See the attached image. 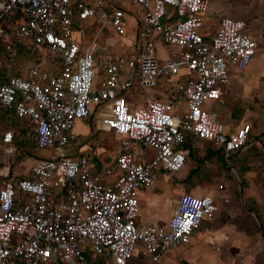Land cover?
Segmentation results:
<instances>
[{"label":"built area","instance_id":"obj_1","mask_svg":"<svg viewBox=\"0 0 264 264\" xmlns=\"http://www.w3.org/2000/svg\"><path fill=\"white\" fill-rule=\"evenodd\" d=\"M206 8V0H0L6 66L17 57L12 41L39 55L0 83V107L26 121L36 148L47 152L28 177L2 182L0 264H95L100 257L132 264L136 256L157 263L211 223L218 202L229 204L219 184L215 195L182 193L162 226L137 222L138 192L151 188L158 172L180 173L188 148L205 142L226 159L251 144L249 124L227 133L207 106L221 100L228 68L243 70L264 47V28L252 33L243 20L224 16L207 38ZM92 26L98 30L85 41ZM103 30L117 38L118 55L96 44ZM155 41L170 50L164 60L154 55ZM158 83L173 94L169 101L148 98L137 107L124 99L133 86ZM93 110L96 131L120 138L109 186L85 156L69 155L70 128ZM12 141L5 131L1 145Z\"/></svg>","mask_w":264,"mask_h":264},{"label":"crops","instance_id":"obj_2","mask_svg":"<svg viewBox=\"0 0 264 264\" xmlns=\"http://www.w3.org/2000/svg\"><path fill=\"white\" fill-rule=\"evenodd\" d=\"M206 2H207V8L206 11L201 14V17L203 22L202 30H204V34L206 35L207 38H209L214 33L219 19L224 16L233 19L243 20V21H250L251 25L248 26L250 28V32L252 33H255L258 30L264 28V0H206ZM130 9L131 11L133 9L132 12L135 11L133 7ZM127 19L129 20V23H131L132 19L130 18ZM132 35H133L132 30L126 32L125 38L127 42L128 39L132 38ZM105 42L107 43L108 46H111L112 48H114L115 46L119 47L120 45V43L117 42V38L115 36L113 38V41L105 40ZM263 48L264 47L258 48L255 52V55L257 54L255 56V59L257 61H259L260 57H263V61H260L259 65H257V72L255 74L243 73L246 68L240 71L231 67L228 68V79H227V83L222 87L221 100L215 102L216 104L214 106V113L213 112L211 113L216 115V116L214 115V118L220 124H222L225 132L227 133L233 132L241 123L249 124L247 123L246 120H251L252 124H249L250 132L256 131L257 134L253 135L256 137H253L252 134L249 137V139L251 140L250 145H254L256 148H259L264 155V111L261 108V105L264 104V54H263L264 51L263 52L260 51ZM169 51H170L169 48L164 47L159 41L154 42V55L158 60H164L167 57V54H169ZM256 64L258 63L256 62ZM149 91H151L152 94L144 98L141 104L134 101L133 98L135 96H141L145 92H149ZM125 96H126V102L131 103L134 106L141 107L144 105L145 100L148 98H156L161 101H169L173 97V94L169 92L168 87L162 86L158 83L149 90H137V87L133 86L132 90H130ZM207 107L209 111H212L210 110L209 106ZM0 109L2 111L6 110L1 107ZM95 111L96 110H93L92 114L89 116L87 120L78 121V123L85 124L86 127L85 135L89 133V128L86 124L87 121L88 123H91L94 132L109 133L100 130L96 131L97 126H96ZM216 117L222 118L221 121L218 120ZM28 127L30 129V132L32 133L31 127L30 126ZM5 131H11L13 134V141L9 148L12 147L14 149V152L8 155L11 156L16 151V148L13 146L14 138L18 137L19 134L18 132H14L11 129H5L2 131L0 135V143H1V136ZM69 134H72L74 136L73 133L69 132ZM257 136L259 137L257 138ZM115 137L118 138V145H117L118 148L120 143V138L117 136ZM32 140H33V133H32ZM74 141H75V136L73 142ZM5 147L2 146V148ZM84 147L85 146L81 147L80 149L78 148L74 149L72 147V150L70 151L69 155L70 156L83 155L89 160L90 163L96 165L95 158L91 159L92 160L91 161L88 156V152H85ZM190 148H195V147H190ZM34 149L39 150L36 148V146L34 147ZM139 149L141 148L139 147ZM146 149L147 148L143 149L144 159L149 160L152 157L151 155L152 151L151 153H148ZM1 151L3 152L2 149ZM2 154L5 155V153ZM114 156L112 157V161H110L111 164L110 168L113 166L112 162ZM43 158L44 157H40L38 160H41ZM33 159L31 161H28L26 164L28 165V169L25 176H21V177L17 176L16 179L28 177L32 166L37 161ZM23 165L24 164H22V166ZM22 166H19L18 169ZM250 172L252 173V170L244 174L250 175ZM114 173L116 174V172ZM184 175L185 172L181 176L183 177ZM262 175H264V168L263 170L260 169V178ZM7 179L8 178L6 176L4 178H0V187L2 186V182ZM112 179L110 181H107L105 184L109 186ZM146 190L150 191V188ZM141 191L142 190H140L137 194L138 204L140 202V198L142 197ZM188 193L197 196L193 193V191H190ZM260 193H263L262 198ZM180 195L181 194H179L178 197ZM227 197H229V204H230L231 195L227 193ZM263 197H264V188L259 187L256 178L251 179L248 186L247 200L254 207L260 208V206L264 205ZM148 203L155 205L157 203L156 198L152 197L151 199H149ZM229 204L225 206H221L219 202L217 203L219 209L214 216V220L209 224H203L208 226L210 224L212 225V227L208 229L209 233L208 231L207 233L204 232L202 234L197 232L193 235L196 237L198 235L200 236L206 234L202 239L204 241L202 251L201 250L198 251L195 249L189 250V248L185 249L189 245L188 244L185 247H179L174 249L176 251H179L178 262L174 261L170 257L164 256V258L162 257L163 259L161 264H264V230L262 229V227H260L257 217L252 212H249L246 206L244 212L246 213L247 217H240V212H239L240 209L238 210L235 205L232 204L229 205ZM173 209L174 208L171 209L170 216L172 214ZM223 210H225L224 219L223 216L220 215L222 214L221 211ZM261 217L263 219L262 221L264 228V210L262 211ZM215 220L216 223L214 222ZM167 221L168 220L161 219L157 212H153L148 216L143 215L141 216V218L139 215L137 217V222H141L145 224H154L157 226H162ZM192 237L190 238V240L192 239ZM133 259L134 261H136V259H140V262L136 264H142V263L150 264L148 261L138 258V256L133 257L132 260ZM132 260L131 263L134 264ZM94 262L95 264H110L107 258L103 259L101 257L96 258Z\"/></svg>","mask_w":264,"mask_h":264},{"label":"rangeland","instance_id":"obj_3","mask_svg":"<svg viewBox=\"0 0 264 264\" xmlns=\"http://www.w3.org/2000/svg\"><path fill=\"white\" fill-rule=\"evenodd\" d=\"M244 22L247 24V26L251 25L250 21H244ZM132 29H133V25H131L130 23V25L127 28V31H131ZM97 30L98 28L96 26H92L90 29L86 30L84 32V40L91 41L93 35L97 32ZM202 33L204 34V30H202ZM113 38L114 36L110 31L103 30L101 35L98 38H96L95 42L98 45L106 47L108 50L111 51L109 52L115 56L119 54L121 48L117 46H115L114 48H109L106 46L107 43L105 42V40L113 41ZM260 51L263 52L264 48L261 49ZM48 55L49 54L47 52L43 51L42 56L46 58ZM255 56L252 58L253 60L251 59V61L249 62L243 73L255 74L257 72V65H259L260 61H263V57H260L259 61H257L255 59ZM256 62L258 64H256ZM21 63L22 62H18V66L15 67L18 70L19 75L22 74L23 70L27 65V64L22 65ZM99 80H100V75L99 78L94 81L95 86H98ZM151 94H152L151 91L145 92L141 96H135L133 99L135 102L141 104L142 100ZM124 99L126 100V96H124ZM215 104H216L215 102L209 104V108L210 110H212L211 112L213 113H214ZM261 108L264 111V104L261 105ZM216 118L220 121L222 119L220 117L219 118L216 117ZM246 121L247 123L252 124L251 120H246ZM86 124L89 128V133H87L86 135H85L86 127L84 123L76 122L74 126L69 130V132L73 133L75 136V141L73 142L72 147L74 149L77 148L80 149L81 147L85 146L84 147L85 152H88V156L90 160L94 158L96 160V166L94 167V171L98 172L102 176V179L105 182L110 181L116 175L114 172H112L111 174H107V171L110 170V165H111L110 161H112V157L116 154L118 138H116L111 133L94 132L91 123H88L87 121ZM5 129H11L13 131L21 130L19 136L14 138L13 146L16 148V151L13 155L8 156L6 154L5 155L2 154L3 153L1 151L2 146L0 143V178H4L6 176L8 179L11 178L16 179L17 176L19 177L25 176L28 169V165H26L28 161H31L33 158H34L33 160H38L40 157H45L47 155V152L34 149L32 142V133L30 132L27 122L21 121L18 123L10 116V114L4 113V111L0 109V135L2 131ZM251 134L253 136L256 135L257 132L256 131L250 132L249 137L251 136ZM10 146L11 145H8L6 147H10ZM207 148L208 147H206V145L202 143L197 145L194 150L189 148L191 154L194 155L196 159L198 158L200 163L198 162L196 163V160H194V158L187 157V160L185 161V168H183V170L180 173H178L177 176L168 177L161 172L157 173L156 181L150 188V191L148 190L141 191L142 197L140 198L139 209H138V215L140 216V218L143 215L148 216L153 212H157L161 219L168 220L171 213V209L174 208L179 194L193 191V193L197 196L203 194L214 195L215 188L218 184H224L227 189V192L231 195V202L229 205L231 204L235 205L238 210L240 209L239 211L240 217H247L246 213L244 212L245 211L244 190L246 189L245 192L247 195L250 180L253 178L257 179V184L259 185V187L264 188V175H262L260 178V169L263 170L264 161L263 160L261 162L254 161L251 158L250 154H248L249 150H247L244 153H241V155L238 154L236 157L233 158L231 157L229 159L231 160V164L229 165L232 171L234 172L233 173L226 168L225 158H221L215 153H212V155H210L209 150ZM146 150L148 153H151L150 149H146ZM22 164L24 165L22 166ZM247 165H250L252 168V173L250 172V175L243 173V169L246 168ZM19 166H22L23 168L20 167L18 169ZM193 168H195L196 173H194L189 178L181 180L183 178L181 175L184 172L186 174L189 169L191 170ZM260 195L262 198L263 193H260ZM152 197L156 198L157 203L155 205L148 203L149 199H151ZM224 211L225 210L221 211L222 214H220L223 216V219L225 217ZM214 222L216 223V220ZM262 226H263V221H262ZM262 226L260 224V227ZM211 227H212L211 224L209 226L203 225L197 230V232H199L200 234L204 232L207 233L208 229ZM205 235L206 234L200 236L198 235L196 237L193 236L192 239L190 240L189 245L185 249L189 248V250L195 249L198 251L199 250L202 251L204 245V241L202 239ZM178 253L179 251L174 250L163 254L162 257L163 258L164 256L170 257L174 261L178 262L179 260ZM162 257L157 263H151L148 258H143V259L148 261L150 264H161L163 259ZM132 261L134 264H136L140 262V259H136V261H134L133 259Z\"/></svg>","mask_w":264,"mask_h":264},{"label":"trees","instance_id":"obj_4","mask_svg":"<svg viewBox=\"0 0 264 264\" xmlns=\"http://www.w3.org/2000/svg\"><path fill=\"white\" fill-rule=\"evenodd\" d=\"M13 22H16V20H13ZM12 22V23H13ZM12 45L13 47L15 48L16 50V53H17V57H16V60H15V63L14 65H11V66H6L7 64V60H6V55H5V52H4V49H3V45L2 43L0 42V83L4 82L7 78L9 77H13V76H19V72L18 70L15 68L18 66V62H22L21 64L24 65V64H27L28 62H32V63H35L37 62V59H38V52L37 50L35 49H25L21 44L19 43H16L14 41H12ZM17 63V65H16ZM4 113H8L10 114V116L16 120V122H21V121H24V120H21V119H17L14 115H13V112L10 111V110H5ZM26 122V121H25ZM14 132H18V134L21 133V130H17V131H14ZM24 133V132H23ZM22 133V134H23ZM250 134V133H249ZM259 136H257L258 138ZM33 142V140H32ZM202 144L206 145V147H208L207 149L209 150V154L212 155V153H215L217 154L219 157L221 158H224V154L223 152L220 150V149H213L208 143H205L203 142ZM33 146L35 147V144L33 142ZM191 149H195V148H191ZM248 151V154H250L251 158L254 160V161H259L261 162L262 160L264 161V155H263V152L259 149V148H256L254 145H250L247 149H245L242 153H244L245 151ZM190 155V156H189ZM241 155V154H240ZM194 155L191 154V151H188V155L187 157H191V158H194V160H196V163H200L199 159L195 158V156L193 157ZM187 159V158H186ZM220 163V162H219ZM228 163L231 164V160H228ZM221 164V163H220ZM222 165V164H221ZM252 168L250 165H247L246 168L243 169V173H247L249 171H251ZM194 173H196V170L195 168L193 169H189L187 171V173L183 176V178L181 180H184L186 178H189L191 177ZM180 180V179H179ZM243 188V187H242ZM245 188V187H244ZM246 190V189H245ZM244 190V202H245V206L247 207L248 211L249 212H252L256 217L257 219L259 220L261 226H262V211L264 210V205L263 206H260V208H256L254 207L253 205H251L249 203V201L247 202L246 201V198H247V195H246V192ZM262 229L264 230L263 226H262Z\"/></svg>","mask_w":264,"mask_h":264},{"label":"water","instance_id":"obj_5","mask_svg":"<svg viewBox=\"0 0 264 264\" xmlns=\"http://www.w3.org/2000/svg\"><path fill=\"white\" fill-rule=\"evenodd\" d=\"M239 153H233V154H231V155H229V156H227V158L225 159V166H226V168L229 170V171H231V172H233L232 171V169H231V167H230V165H229V163H228V160L232 157H236L237 155H238ZM234 173V172H233Z\"/></svg>","mask_w":264,"mask_h":264}]
</instances>
